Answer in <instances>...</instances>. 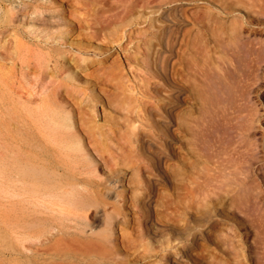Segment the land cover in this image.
<instances>
[{
	"label": "rangeland",
	"instance_id": "374dc122",
	"mask_svg": "<svg viewBox=\"0 0 264 264\" xmlns=\"http://www.w3.org/2000/svg\"><path fill=\"white\" fill-rule=\"evenodd\" d=\"M145 1L94 34L114 0H0V261L29 264L53 202L79 220L47 243L111 250L69 264H264V0Z\"/></svg>",
	"mask_w": 264,
	"mask_h": 264
},
{
	"label": "bare ground",
	"instance_id": "6f19581e",
	"mask_svg": "<svg viewBox=\"0 0 264 264\" xmlns=\"http://www.w3.org/2000/svg\"><path fill=\"white\" fill-rule=\"evenodd\" d=\"M45 1H47L48 3L52 2V0H45ZM114 4L117 5L116 8L114 7V8L107 9V11H111V13H108L106 10H104L103 13H102V17L103 18L100 19L98 22L94 21L93 23H91L89 25V27L92 28L94 34L98 33L99 31H103V30L107 29L108 27H110L112 25V23H116V24H120V25L126 23V24H130L131 25L130 17L132 16L133 10L135 8L134 0H114ZM140 6L142 8H144V9L149 7L148 3L145 0H142V3L140 4ZM160 12H163V11H160ZM52 13L53 14H51V15H49L47 17L43 13L41 19L44 21V23H46V21L48 23V19H51V21L59 22V24L61 26H65L66 25L67 17H66V12L64 10L56 9L55 13L54 12H52ZM71 14L76 16L79 19L80 27L84 28L85 25H86V22L84 21L85 19L79 17L76 14L75 10H71ZM92 30H90V31H92ZM64 33H65V31L63 30L58 35H54V34L48 35L49 37L47 39V42H48L49 46H51L53 48L55 46V44H52V42L54 43L56 41V39H58V41H60L61 39H64V37H65ZM126 34H127V36H129V38L131 37V31L130 30H127ZM166 49L172 51L173 44L169 43V41H168L166 43ZM171 54L172 53H169L167 55V57H165L166 54H164L163 59H161V61H160V66L162 67V69L163 68L164 69L168 68ZM44 61H45V57L42 58V62H44ZM58 62H59V60L56 59V66L58 65ZM63 67H64V65L61 64L60 65V69H62ZM42 73L44 74L45 71H43ZM42 84H44V83H42ZM33 86H34V84H33ZM135 86H136L137 90H140V92L142 94H144V95L146 94L145 85L142 86L141 84H139V85H135ZM47 88H48V86H47ZM127 103L128 102H126V104ZM144 105H145V102L142 99L138 98V97H135V98L129 100V106H128L129 118L134 119L136 117V112H138L136 110V108H139L140 106L143 107ZM125 106H127V105H125ZM123 108H125V107H123ZM125 121H127V118H126ZM130 121H134V120H130ZM39 156L41 157V159H40ZM37 157L40 160H42V156L41 155H37ZM7 163H10L9 159L7 160ZM15 163H16V169H17L18 165L21 163V155L20 154H17V157L15 158ZM17 174L20 177V168L17 169ZM32 175H34V173H32ZM34 177H35V175H34ZM44 206L47 207L46 208V213H44L42 211H39V212L43 213L46 216L45 217L46 220L49 219V220L52 221L51 229L52 228L56 229L57 232H52V233L50 232V234H49V232L46 233L47 230H49V229H44L42 231L39 230V232L36 233V238H38L40 240V242L39 243H35L34 245H32L31 247L28 248L29 252L26 253V256H28V258L30 260L29 264H41L39 262L38 257L44 255L45 253H50L52 255H58L60 260H62V261H59V262H61L62 264H69L68 262L70 261V259L72 260L75 257L77 258V256L83 257L82 260H84L85 259L84 257H87L89 255H93V254H98L100 256L104 255V254L105 255L106 254L107 255L111 254V250L110 249L108 250V248H106L105 245H102V244L101 245H93V244L85 243L82 240H80L79 238L71 237L69 240H66L64 243L60 242L57 245H50L49 243H47V241H51L57 235H60L61 239H65L66 236H69L71 234H76L75 231L72 230V228L75 226L74 222L77 223V221L79 220V215L73 214V213H63L65 211H61L62 208H60L59 211H61L62 215H60L61 217H59V220L54 221L51 218L53 217V214H54L53 212L56 211V208H55L56 203H53V202L52 203H46ZM17 216H20V214H17ZM35 218L40 220V218H44V217H43V215L40 216V217L35 215ZM18 220H20L19 217H18ZM5 222H6V229H7L8 233H9L10 232V228L12 226L10 210H8L6 212V220H5ZM15 225H17V230H16L17 234L21 235V233H23V229H24L23 226L17 220H16ZM31 235H33V234H31ZM33 236H35V235H33ZM42 236H44L43 239L41 238ZM58 240H59V238H58ZM5 252H6V256L10 255V251L9 250H7ZM54 263L57 264L56 261H54ZM0 264H11V262L8 261L7 259H2L0 261ZM42 264H49V263H47V261L45 262V260H44V262Z\"/></svg>",
	"mask_w": 264,
	"mask_h": 264
}]
</instances>
